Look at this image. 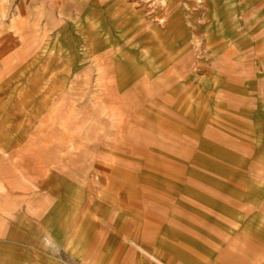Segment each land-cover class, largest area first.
<instances>
[{
	"label": "rangeland",
	"instance_id": "obj_1",
	"mask_svg": "<svg viewBox=\"0 0 264 264\" xmlns=\"http://www.w3.org/2000/svg\"><path fill=\"white\" fill-rule=\"evenodd\" d=\"M140 1L0 0V264H264V0Z\"/></svg>",
	"mask_w": 264,
	"mask_h": 264
},
{
	"label": "crops",
	"instance_id": "obj_2",
	"mask_svg": "<svg viewBox=\"0 0 264 264\" xmlns=\"http://www.w3.org/2000/svg\"><path fill=\"white\" fill-rule=\"evenodd\" d=\"M85 1V0H84ZM86 1H88L89 2V4L92 6V7H94L95 9L96 8H98L100 5H102V0H86ZM138 2V1H137ZM141 3H142V8L143 9H147V5H149L148 4V0H146V1H143V0H141L140 1ZM175 8H177V7H175ZM142 9V10H143ZM175 10H177V9H174V11ZM185 69V68H184ZM183 69V70H184ZM173 70V66L172 67H170L169 69H168V72H170V71H172ZM185 70H188V67L185 69Z\"/></svg>",
	"mask_w": 264,
	"mask_h": 264
},
{
	"label": "bare ground",
	"instance_id": "obj_3",
	"mask_svg": "<svg viewBox=\"0 0 264 264\" xmlns=\"http://www.w3.org/2000/svg\"><path fill=\"white\" fill-rule=\"evenodd\" d=\"M111 1H112V0H111ZM108 3H109V2H108ZM108 3H107V4H108Z\"/></svg>",
	"mask_w": 264,
	"mask_h": 264
}]
</instances>
